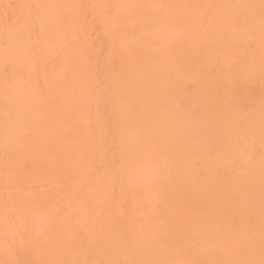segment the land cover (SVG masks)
<instances>
[{"label":"bare ground","instance_id":"6f19581e","mask_svg":"<svg viewBox=\"0 0 264 264\" xmlns=\"http://www.w3.org/2000/svg\"><path fill=\"white\" fill-rule=\"evenodd\" d=\"M0 264H264V0H0Z\"/></svg>","mask_w":264,"mask_h":264}]
</instances>
